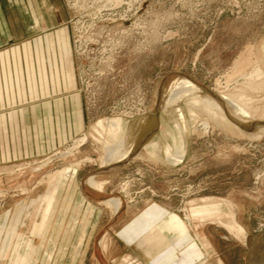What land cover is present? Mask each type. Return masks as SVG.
Instances as JSON below:
<instances>
[{"label": "rangeland", "instance_id": "rangeland-1", "mask_svg": "<svg viewBox=\"0 0 264 264\" xmlns=\"http://www.w3.org/2000/svg\"><path fill=\"white\" fill-rule=\"evenodd\" d=\"M60 2L87 122L54 155L0 171V264H163L180 243L169 264H246L245 236L264 228V0ZM182 77L203 94L162 106ZM241 108L245 118L232 111ZM154 111L153 131L107 161ZM157 137L167 156L145 148ZM89 177L100 188L110 180L104 198L91 197ZM110 197L122 202L117 212ZM153 201L176 233L120 235ZM139 241L160 248L145 260ZM263 254L264 242L254 251Z\"/></svg>", "mask_w": 264, "mask_h": 264}, {"label": "crops", "instance_id": "crops-1", "mask_svg": "<svg viewBox=\"0 0 264 264\" xmlns=\"http://www.w3.org/2000/svg\"><path fill=\"white\" fill-rule=\"evenodd\" d=\"M67 21L60 0H0V171L35 155L52 156L84 130L87 111L76 89ZM99 181L100 189L88 187L91 197L102 199L110 180ZM153 203L132 214L119 228L120 235H149L158 227L172 237L177 228L165 227L161 218L166 209ZM132 247L145 260L160 248L155 241ZM182 249L180 243L163 264Z\"/></svg>", "mask_w": 264, "mask_h": 264}, {"label": "bare ground", "instance_id": "bare-ground-1", "mask_svg": "<svg viewBox=\"0 0 264 264\" xmlns=\"http://www.w3.org/2000/svg\"><path fill=\"white\" fill-rule=\"evenodd\" d=\"M162 90H164V89H162ZM203 92L204 91H203L202 87L201 88L198 87L196 84H194L191 81L190 78L188 79L187 77H182L180 79L175 80V82L170 83L168 85V87L165 88V91H162V96L160 95L162 97V106H164V107L169 106L172 98L174 96H176V95L177 96L180 95V94L181 95H187V94H190V93H195V94H199L200 95V94H203ZM161 97H160V99H161ZM208 101L210 102V100H208ZM211 104H215V103H211L210 102L209 105L212 106ZM230 108H232V107H230ZM236 108H238V107H236ZM155 111L152 112V114H150L147 118H145V119L143 118V120L139 123V125L137 127V130H136V135L134 136L132 142L130 143L129 149L124 150L121 147L122 146V142H124V141L123 140L119 141L118 142V148H117L116 151L113 150V149H110L108 151V155H107V159H106L107 161H111L110 163H118V162H120L122 159H124L129 154V152L131 151L132 146H134L135 143L137 142V140L139 138H141L142 134H144V133L149 134L151 131H153L152 130L153 129V125L152 124H153V122H154V120L156 118ZM232 111L234 113H236L237 115H239L240 117H242V118L246 117V114L242 111V108L239 109V110L233 109ZM182 118H183V115L180 114L178 116L179 122L181 121ZM179 122H178V120H176L174 122L176 127L180 125L182 127L181 131L185 135H187L186 124H181ZM112 125L115 126L114 123ZM118 125H119V123H118ZM145 148H148L150 151H153V150L161 151L162 153L165 154V156H167L168 153H169L167 145L162 141V139L160 137H157L156 139L150 140L148 143H146ZM114 156H116L115 159H113ZM182 158H183V155L178 157L175 160H172V161L178 162V161L182 160ZM86 184L89 187L100 189V186L99 185L97 186L95 181L91 177H89V179L86 181ZM104 202L106 204H108L110 207H112L115 210V212H117L120 209L121 202H120L119 199H117L115 197L105 198ZM2 228H3V225L2 226L0 225V233H2V230H1ZM12 229L14 230V227ZM3 240L6 242V239H3ZM262 256H264V254Z\"/></svg>", "mask_w": 264, "mask_h": 264}, {"label": "water", "instance_id": "water-1", "mask_svg": "<svg viewBox=\"0 0 264 264\" xmlns=\"http://www.w3.org/2000/svg\"><path fill=\"white\" fill-rule=\"evenodd\" d=\"M264 242V228L255 234L249 235L246 245H247V260L246 264H264V258L254 255L255 249L260 243ZM261 258V259H260Z\"/></svg>", "mask_w": 264, "mask_h": 264}]
</instances>
